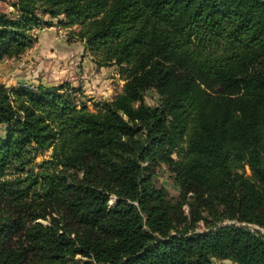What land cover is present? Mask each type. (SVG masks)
Instances as JSON below:
<instances>
[{
    "label": "trees",
    "instance_id": "1",
    "mask_svg": "<svg viewBox=\"0 0 264 264\" xmlns=\"http://www.w3.org/2000/svg\"><path fill=\"white\" fill-rule=\"evenodd\" d=\"M13 8L0 62L32 47L40 17L61 16L123 85L89 111L67 85L0 82V264H264V236L242 226L264 232V0ZM158 167L176 199L153 187Z\"/></svg>",
    "mask_w": 264,
    "mask_h": 264
},
{
    "label": "rangeland",
    "instance_id": "2",
    "mask_svg": "<svg viewBox=\"0 0 264 264\" xmlns=\"http://www.w3.org/2000/svg\"><path fill=\"white\" fill-rule=\"evenodd\" d=\"M16 0H0V13L9 16L14 14L13 5ZM58 21L62 17L50 19L47 16L40 17V26L31 30L34 39L32 47L15 59L0 62V82L6 89L24 85L28 88L37 85L54 87L67 85L74 90V99L83 103L89 111H93L94 105L110 102L120 93L123 81L115 66H96L95 60L83 51L81 42L71 36L75 28H64ZM44 23H49V26ZM146 105L152 106L157 97L152 91H147L143 97ZM4 126L0 125V139L4 138ZM184 148V144L180 145ZM178 147V148H180ZM177 148V149H178ZM170 155L173 160H178L175 151ZM49 151L43 156H37L35 163L47 159ZM238 173L249 175L246 167L238 170ZM151 183L155 188L164 189L169 199H176L178 191L172 181L171 174L163 167L154 169ZM113 195L109 196L108 204L113 201ZM186 213L187 209L183 207ZM42 225L47 221L38 220ZM232 222H223L228 225ZM250 231H257L262 236L264 232L250 225H242ZM197 231L203 230L202 224H197ZM210 264H233L229 261L212 260Z\"/></svg>",
    "mask_w": 264,
    "mask_h": 264
}]
</instances>
